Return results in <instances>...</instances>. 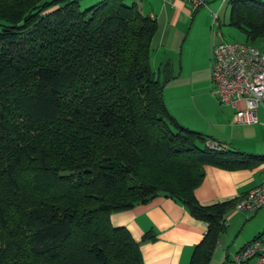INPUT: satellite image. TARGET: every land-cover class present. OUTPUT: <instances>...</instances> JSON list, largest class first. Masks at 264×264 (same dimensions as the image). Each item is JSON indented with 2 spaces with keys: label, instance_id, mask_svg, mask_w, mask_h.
<instances>
[{
  "label": "trees",
  "instance_id": "trees-1",
  "mask_svg": "<svg viewBox=\"0 0 264 264\" xmlns=\"http://www.w3.org/2000/svg\"><path fill=\"white\" fill-rule=\"evenodd\" d=\"M226 3L246 42L264 39V0ZM156 29L135 1L0 0V264H144L110 213L158 190L207 222L187 264L209 263L237 198L201 204L204 165L264 153L209 146L170 112L150 64Z\"/></svg>",
  "mask_w": 264,
  "mask_h": 264
},
{
  "label": "crops",
  "instance_id": "crops-1",
  "mask_svg": "<svg viewBox=\"0 0 264 264\" xmlns=\"http://www.w3.org/2000/svg\"><path fill=\"white\" fill-rule=\"evenodd\" d=\"M133 1L142 12L157 19V29L150 42L151 50L152 45L157 49H169L174 27L182 16L187 17L192 13L185 0L127 2ZM242 38L240 41H245V35ZM222 39L227 40L222 31H219L211 38V44ZM253 45L264 50V39H256ZM213 95L211 92L207 94L214 107L210 114L206 115L203 111L197 110L192 115L193 121H190L192 118L186 119V123L173 115L185 125L190 124L193 128L210 135L211 141L219 140L227 146L231 145L250 153H264V106L257 108L258 121L237 123L233 120V109L216 102ZM263 176L264 161L251 167L234 169L205 164L204 177L194 189V194L201 204L239 198L258 185ZM110 222L115 226H125L139 242L144 264H187L194 245L202 239L207 229L206 221L194 217L183 203L163 193L156 194L146 202L112 211ZM225 224L226 230L234 228L233 243H236L232 250L229 247L224 248L225 258L222 264L247 241L264 230V205L255 210L242 211L236 209L234 203L226 212ZM146 232L153 233L154 237L142 239ZM219 239L220 236L217 245ZM217 245L214 251L220 248Z\"/></svg>",
  "mask_w": 264,
  "mask_h": 264
},
{
  "label": "rangeland",
  "instance_id": "rangeland-1",
  "mask_svg": "<svg viewBox=\"0 0 264 264\" xmlns=\"http://www.w3.org/2000/svg\"><path fill=\"white\" fill-rule=\"evenodd\" d=\"M94 1L96 0H79V7L84 8ZM206 1L207 4L198 7L196 11L189 5L192 13L187 17L182 16L174 27L169 49H157L152 45L151 50V69L154 76L162 82L164 100L170 112L181 118L184 123L187 122L186 119L192 118L197 110L207 115L214 108L207 97V94L212 93L211 38L219 31H222L227 40H240L245 35L241 29L228 24L229 6L225 1ZM211 10L218 11L215 21ZM214 98L218 102L215 96ZM184 123L182 124L185 125ZM186 126L193 128L190 124ZM225 228L217 245L220 248L213 252L208 264H222L225 258L224 248L229 247L232 250L235 246L234 228Z\"/></svg>",
  "mask_w": 264,
  "mask_h": 264
},
{
  "label": "built area",
  "instance_id": "built-area-1",
  "mask_svg": "<svg viewBox=\"0 0 264 264\" xmlns=\"http://www.w3.org/2000/svg\"><path fill=\"white\" fill-rule=\"evenodd\" d=\"M185 1L193 9L207 4L206 0ZM211 12L215 21L218 11ZM210 59L212 94L218 102L233 109L237 123L258 121L257 108L264 106V50L246 41L222 39L212 42ZM206 143L216 146L209 139ZM262 205L264 176L258 185L237 198L235 208L246 211ZM224 264H264V234L247 241Z\"/></svg>",
  "mask_w": 264,
  "mask_h": 264
},
{
  "label": "water",
  "instance_id": "water-1",
  "mask_svg": "<svg viewBox=\"0 0 264 264\" xmlns=\"http://www.w3.org/2000/svg\"><path fill=\"white\" fill-rule=\"evenodd\" d=\"M215 142V141H214ZM216 143V142H215ZM161 193H163V194H167V192L166 191H161V190H158L157 191V194H161Z\"/></svg>",
  "mask_w": 264,
  "mask_h": 264
}]
</instances>
